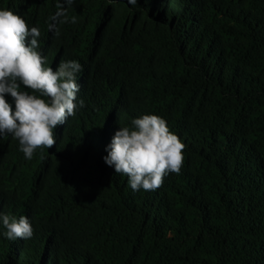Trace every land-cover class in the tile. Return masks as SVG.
I'll use <instances>...</instances> for the list:
<instances>
[{
  "label": "trees",
  "instance_id": "1",
  "mask_svg": "<svg viewBox=\"0 0 264 264\" xmlns=\"http://www.w3.org/2000/svg\"><path fill=\"white\" fill-rule=\"evenodd\" d=\"M61 2L0 0L39 28L46 66L81 64L85 102L31 159L0 137V213L33 228L9 240L0 222V264H264V0H76L60 24ZM145 114L184 161L133 191L103 158Z\"/></svg>",
  "mask_w": 264,
  "mask_h": 264
},
{
  "label": "clouds",
  "instance_id": "2",
  "mask_svg": "<svg viewBox=\"0 0 264 264\" xmlns=\"http://www.w3.org/2000/svg\"><path fill=\"white\" fill-rule=\"evenodd\" d=\"M137 2L128 0L133 6ZM74 3L76 0H62L51 19L60 24L69 22L67 9ZM70 22L76 23V17ZM48 27L56 36L60 34L55 23ZM40 36L38 27H29L10 9H0V137L10 135L17 140L26 159L37 149L52 148L54 129L85 106L83 99L77 101L80 85L76 77L82 71L81 64L61 60L55 70L46 66V57L38 51ZM6 95L12 97L14 110ZM185 147L165 119L145 114L132 119L131 126L119 127L103 159L115 173L127 176L133 191H150L160 188L168 174L180 173ZM0 222L9 240L33 236L27 216L0 213Z\"/></svg>",
  "mask_w": 264,
  "mask_h": 264
}]
</instances>
